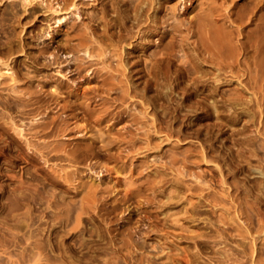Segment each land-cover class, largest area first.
<instances>
[{
  "label": "rangeland",
  "instance_id": "obj_1",
  "mask_svg": "<svg viewBox=\"0 0 264 264\" xmlns=\"http://www.w3.org/2000/svg\"><path fill=\"white\" fill-rule=\"evenodd\" d=\"M74 1L53 15L0 6V264H256L243 251L255 237L264 259V0H158L140 36L121 0ZM217 29L243 53L217 81L208 57L195 89L175 54L227 57ZM167 45L168 70L155 62ZM218 213L232 232L217 235ZM37 237L51 262H31Z\"/></svg>",
  "mask_w": 264,
  "mask_h": 264
},
{
  "label": "bare ground",
  "instance_id": "obj_2",
  "mask_svg": "<svg viewBox=\"0 0 264 264\" xmlns=\"http://www.w3.org/2000/svg\"><path fill=\"white\" fill-rule=\"evenodd\" d=\"M6 2H8V4H9V6L11 7V11L13 12V14L14 15H17L18 14V12L19 11H21V10H23V11H28L29 13L28 14H31V13H33V12H35V11H37V10H40L41 11V13L42 14H44V15H47V14H55V13H58V12H60L61 10H62V8H63V6H67V8L68 9H70V8H72V7H74V9L72 10V11H70V12H72V13H76V10L77 9H79L80 7L77 5V3L74 1V0H0V6L1 5H5L6 4ZM121 2H122V6H124V8L122 9L123 11H124V13H125V16L127 15V13L128 12H130V13H132L131 15L133 16V19H135V20H137V24L139 25V27H138V30H137V34H138V36H140V34L142 33V32H144V27L143 26H141V25H143L144 23H146V21H148L149 20V22H152V21H154V22H158V21H160V18L161 17H159L158 16V12H156L155 10H154V12L153 13H150V10L153 8V9H156V5L158 4V0H155V1H152V0H121ZM121 6V7H122ZM143 16L145 17V21L144 22H142V23H140L141 21H143ZM65 16H62V17H59V16H53L52 18H54L55 19V21H61L62 20V18H64ZM214 18H212V17H210V15H208V18H207V20H208V24H212L213 23V20ZM149 24V23H148ZM50 25L48 26V28H44L43 29V34L44 35H49L50 34ZM156 34L157 35H159L158 37H157V39L158 38H160L161 36H162V34H163V32L159 29L157 32H156ZM212 35H213V33H211V34H209V37H208V39H211V41L213 40L212 39ZM214 36H215V39H216V41L219 43V44H221V46L225 49V51L228 53L227 55H224V56H227V57H225V58H221L220 56H216V57H213V54L211 53V48H209V47H200V46H196V47H194L193 48V53H183V55H179V56H177L176 54H175V56H176V58H175V61H180L181 62V64L179 65L180 67H181V69L183 70V74H184V76L185 75H187V76H189L190 77V79L192 78L193 79V82H192V84L191 85H193V87L196 89L197 87H198V85H199V83H200V81H201V78H202V76H203V70H202V63L203 62H205V60L207 61V58L208 57H210L209 59H211V61H212V63L216 66V68H215V72H214V78H215V81H217V80H219V74H220V71L223 69V64H222V61L223 60H229V59H232V58H234V57H236V58H238V59H240L239 58V56L240 55H242V53H243V48H242V46H241V42L238 44V43H236L235 44V46H233V43H232V40H233V38L231 37V35L229 34V33H227V32H225L224 30H222V29H217V30H215L214 31ZM237 41H240V39L238 38L237 39ZM94 40L92 39V37H91V35H90V37H88V39L86 40V42H83V50H84V52H86V54H88L89 56L91 55V51H92V49L95 47V45H93L94 44ZM235 49H237V50H235ZM224 52V51H223ZM160 54H162L163 56L162 57H160V58H158V59H156V63L157 64H159L161 67H165V68H167L166 70H168V65H169V63L173 60V58H172V56H173V50L167 45L166 47H164V48H162V51H161V53ZM190 55H191V57H190ZM190 58H189V57ZM193 56V57H192ZM187 58H189V59H187ZM230 64V63H229ZM228 64V66H230ZM8 68V67H7ZM3 74H5L4 72H2V71H0V75H3ZM205 75V74H204ZM218 86L217 85H215V88H217ZM231 100V99H230ZM235 102V101H234ZM211 103L213 104H211V106L209 107V109H211V113L213 114L214 112H217V110H218V107L213 103V101H211ZM216 117L218 118L219 117V115H216ZM156 126V125H155ZM264 173V172H263ZM20 194H22V191L21 192H19ZM17 194L18 195V197L16 196V198H19V196H21L20 194ZM237 197V196H236ZM65 210V209H64ZM63 210V211H64ZM216 210V212L218 211V208L217 209H215ZM237 210H238V206H237ZM236 210V211H237ZM242 210V211H241ZM185 211H189V209H186ZM250 211H251V209H250ZM237 216H238V219L240 220V226L241 227H243L245 230H246V232H251L250 230H251V228H253V226H250V224H251V214H249V212L246 210V208L245 209H243V207H240V209L237 211ZM60 215V214H59ZM58 215V216H59ZM78 215V214H77ZM218 216V218H217V222H221L222 224H219L218 225V227L216 228V232H217V235L218 236H220V235H222L224 232H227V231H229L230 230V227L229 226H226L225 224H226V221L223 219V217H222V214H220V213H218L217 214ZM77 218H78V216H77ZM255 224H256V230L257 231H262V230H264V222L262 221V219H260V218H255ZM194 229H189V231H193ZM233 230L234 231H237V236H242L243 235V233H242V231L240 230V227L238 226V227H236V228H233ZM194 232V231H193ZM230 232H232V230H230ZM35 233V232H34ZM33 232L31 233V234H34ZM75 234V233H74ZM35 235H36V233H35ZM33 236L34 235H32V236H28V237H32L33 238ZM27 237V239H31V238H28ZM35 237V236H34ZM36 239H38V237L37 238H35L34 240H36ZM41 239V238H40ZM34 240H32V241H34ZM76 240V239H75ZM74 240V241H75ZM79 240V239H78ZM77 240V241H78ZM81 240V239H80ZM83 240V239H82ZM32 241H30V243H29V245L31 244V243H33ZM41 241H43V243H44V240H42L41 239ZM85 241V240H84ZM84 241H80L81 243L82 242H84ZM79 241H78V243H80ZM42 242H40L39 241V239H38V242L36 241V243H34L35 244V246H36V248H38V252L36 253L35 252V249H33L34 251H33V254H31L32 252H30V254L31 255H33V259L31 260V262L35 259V257L37 256V254L38 255H40L41 257L40 258H42L43 256L44 257H46L47 259H48V261L50 260V262H51V258H50V252H48L47 253V251H43L42 250V244H43ZM76 243V242H75ZM74 243V244H75ZM85 244H86V241H85ZM84 244V245H85ZM125 244V242L123 241L122 242V245H124ZM152 244V247L153 248H160V249H163L164 248V243H160V242H152L151 243ZM252 244V245H251ZM251 244H249V245H247V244H243V246H244V249H243V251L244 252H246V254H247V251L246 250H249L248 252H250L249 254L251 255V257L252 256H254V253H256V255H255V258H254V261H255V263L256 264H262V263H264L263 261H264V259H261V257H260V255H261V253H262V250H261V246L259 245L258 246V244H257V241H256V237L253 239V243H251ZM261 244H263V242L261 243ZM45 244H43V246H44ZM78 246H79V244H77ZM82 245H83V243H82ZM81 245V246H82ZM83 245V246H84ZM256 245H257V247H256ZM34 246V245H33ZM46 246V245H45ZM124 246H126V245H124ZM71 247V246H70ZM85 247H88L87 245H85ZM85 247H83V248H85ZM82 247H80V249H81ZM119 248H121V246H119ZM32 249V248H31ZM40 249L43 251V254L44 253H46V254H49V255H46V254H44V255H42L41 254V251H40ZM43 249H45V248H43ZM117 250V249H116ZM119 250V249H118ZM137 250V249H136ZM27 251H28V249H27ZM36 251H37V249H36ZM81 251V250H80ZM187 251V250H186ZM73 252H75V251H73ZM35 253V254H34ZM83 253V252H82ZM81 252H80V254H82ZM223 252H221V254H222ZM225 253V252H224ZM29 254V252H28V255H30ZM187 254H189V253H187ZM187 254H184L183 253V262H185L187 259H188V256L189 255H187ZM36 255V256H35ZM46 255V256H45ZM79 255V254H78ZM224 256L223 257H220L221 259H219V260H221V261H225V259L226 260H229V259H231L230 257H229V255H227V254H223ZM35 256V257H34ZM51 256H52V254H51ZM82 256V255H81ZM137 256V255H136ZM29 257H31L32 258V256H28V258L27 259H30ZM43 257V258H44ZM59 257V256H58ZM80 257V256H79ZM82 257H84V256H82ZM92 258V257H91ZM93 258H95V257H93ZM172 258V257H171ZM253 258V257H252ZM46 259V260H47ZM82 259H85V257L84 258H82ZM41 260V259H40ZM45 260V259H44ZM57 260H59V258L57 259ZM81 260V259H80ZM90 260V259H89ZM143 260V259H142ZM142 260H139V261H141L142 262ZM219 260H218V262H219ZM61 261H63L62 260V258H61V260L59 261V263H61L62 264V262ZM91 261V260H90ZM134 261H136V259L134 260ZM44 262V261H43ZM46 262V261H45ZM85 262H88L87 261V259H85ZM92 262H94V259H93V261ZM136 262H138V261H136ZM136 262H134V263H132V264H137ZM141 262H139V264L141 263ZM47 263V262H46ZM45 263V264H46ZM57 261H53V262H51L50 264H59ZM109 263V262H108ZM148 263V262H147ZM155 263V262H154ZM154 263H151V264H154ZM180 263V261L179 260H177L176 258H172L171 259V263L170 264H179ZM188 263V262H187ZM221 263V262H220ZM39 264V263H38ZM44 264V263H43ZM87 264H92L91 262L89 263H87ZM93 264H96V262L95 263H93ZM97 264H101V262L100 263H97ZM103 264H106V263H103ZM146 264V263H145ZM157 264V263H156ZM159 264V263H158ZM161 264V263H160ZM184 264V263H183ZM229 264H237L236 263V261L235 260H233V262H230Z\"/></svg>",
  "mask_w": 264,
  "mask_h": 264
}]
</instances>
